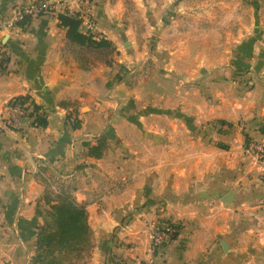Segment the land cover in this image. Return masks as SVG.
Returning a JSON list of instances; mask_svg holds the SVG:
<instances>
[{
	"label": "crops",
	"instance_id": "1",
	"mask_svg": "<svg viewBox=\"0 0 264 264\" xmlns=\"http://www.w3.org/2000/svg\"><path fill=\"white\" fill-rule=\"evenodd\" d=\"M33 1L0 0V19ZM68 3L111 50L95 58L56 14L1 32L0 112L28 96L46 124L0 131V264H33L47 201L63 195L90 234L59 264H264V170L242 149L264 132V0ZM144 57L150 71L128 77ZM166 226L173 239L151 254Z\"/></svg>",
	"mask_w": 264,
	"mask_h": 264
},
{
	"label": "trees",
	"instance_id": "2",
	"mask_svg": "<svg viewBox=\"0 0 264 264\" xmlns=\"http://www.w3.org/2000/svg\"><path fill=\"white\" fill-rule=\"evenodd\" d=\"M59 25L67 28V36L71 41L80 45L111 50V43L107 40H96L91 35L80 33L77 29L80 19L66 13L57 14ZM32 16H25L17 22L18 26H24L30 21ZM240 75H234L237 77ZM28 102L35 112L41 111L37 116L39 125H45L46 119L42 108L35 104L28 96H17ZM78 123L74 124L77 127ZM104 142L99 140L96 145L90 146L89 155L98 157L104 147ZM46 210L44 222L37 227L36 231V251L33 256V264H59L62 258L68 254L79 255L88 246L90 229L87 224V215L84 205L78 204L71 196L63 195L50 202Z\"/></svg>",
	"mask_w": 264,
	"mask_h": 264
},
{
	"label": "built area",
	"instance_id": "3",
	"mask_svg": "<svg viewBox=\"0 0 264 264\" xmlns=\"http://www.w3.org/2000/svg\"><path fill=\"white\" fill-rule=\"evenodd\" d=\"M86 3L88 0H79ZM66 13L77 16L88 30L89 34L95 35V25L93 21L86 15L74 12L69 7L68 0H35L15 10L11 18L0 19V70L4 66L7 53L5 46L1 41V32L9 31L17 27V22L21 21L25 16H38L41 14H58ZM41 111L35 112L27 101L13 97L3 106L0 112V131H19L26 127L39 126L37 116ZM44 117H45V113ZM243 152L248 154L261 168L264 170V132L258 140L249 138L242 146ZM175 229L172 226L157 228L151 232V243L149 252L151 254L159 252V250L173 239ZM141 264H154L152 261H145Z\"/></svg>",
	"mask_w": 264,
	"mask_h": 264
},
{
	"label": "rangeland",
	"instance_id": "4",
	"mask_svg": "<svg viewBox=\"0 0 264 264\" xmlns=\"http://www.w3.org/2000/svg\"><path fill=\"white\" fill-rule=\"evenodd\" d=\"M150 22V17H147V23H149ZM96 35H97V33H96ZM152 35V34H151ZM153 36V35H152ZM153 38L154 37H144V35H143V39H145V41H146V43L148 44L147 45V47H149L148 49H149V52L150 53H153L154 55H160V53H157L156 52V50L154 49V42H153ZM91 49H93V50H90L91 51V53H93V55H94V57L95 58H100L101 56H102V54H101V49H99V48H91ZM102 51H104V50H102ZM148 55V54H147ZM147 55L145 56V57H147ZM144 57V59H142L140 62H138V63H136V64H134L133 66H131L130 68H127L126 70V75H128V77H130V78H133L134 76H136V75H139V74H145V73H147L148 71H150L149 70V67H150V62H149V58H145ZM159 60H161L162 61V58H159ZM150 69H151V67H150ZM104 147H103V149H105L106 147H107V144L104 142ZM53 184L55 185V186H59V184H56V182L54 183L53 182ZM53 185V186H54ZM63 186H64V183H63ZM57 188V187H56ZM64 188V187H63ZM51 189H53V187L51 188ZM55 189V188H54ZM66 191H68V190H66ZM69 192V191H68Z\"/></svg>",
	"mask_w": 264,
	"mask_h": 264
}]
</instances>
